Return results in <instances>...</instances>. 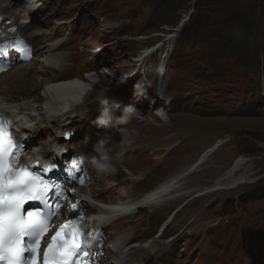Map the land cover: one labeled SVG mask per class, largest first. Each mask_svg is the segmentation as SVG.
Returning a JSON list of instances; mask_svg holds the SVG:
<instances>
[{
  "label": "rangeland",
  "instance_id": "1",
  "mask_svg": "<svg viewBox=\"0 0 264 264\" xmlns=\"http://www.w3.org/2000/svg\"><path fill=\"white\" fill-rule=\"evenodd\" d=\"M74 1L61 5L55 16L45 17L44 22L47 18L52 19L51 26L44 25L42 21L39 23L35 21L36 25L29 28L35 30L41 25L39 28L46 32V36L54 39L56 37L53 29L54 21L57 18L63 20L69 18L61 14L64 9L59 12L60 8L67 9L73 5ZM197 1H199V8L193 6V0H113L111 6L107 5V0H93L90 3L77 0L78 7L73 11V19L81 18L83 24L89 29L85 30L79 44H64L58 47V52L63 51L69 54V63L66 65H72L71 70L75 73L79 72L78 69L85 63L100 66L95 69V72L93 71L98 76V81L101 80L100 84L94 88H98V91L105 89L107 95L114 92L120 109L132 107V105L137 109L134 103L129 105V102L132 99L133 102L136 101L137 97L139 100L143 99L144 104L150 108L149 111L139 108L135 119L128 125L132 132L130 142L125 141L119 146L123 156L115 163V171L120 173L116 175L115 171L109 172L116 176L107 177L106 175L103 177L105 183L116 184L119 181L124 183L138 171H150L162 158L167 159L170 164L168 166L173 168L172 175L169 177L171 178L175 173L188 170L190 164L199 156H206V162L193 168L183 177L177 188L173 187L176 189H172L173 191L168 194L171 200L175 199L169 213L170 215L174 212V218L170 220L168 231L164 236L169 237L178 229L181 231L186 227V223L194 227L188 228L189 234L180 240L181 254L184 252V256L179 261H184L188 255L185 254L186 248L183 247H187L185 245L189 243L192 231L197 225L206 223V226L211 228L212 234H207V241L198 245V257L194 260L196 257L194 254L192 256L194 261L191 264H205V262L208 264L207 259L205 261L203 258L204 253H209L215 264H262L264 263V178L250 186L252 188H249L245 182L232 181L228 186H218L222 187L221 189H210L216 180L232 167L238 157L245 158L247 161L235 173V177H240L244 171L253 176V168H256L257 164L252 165L253 158L249 159V155L255 156L256 160L264 165V34L260 36L258 32V39H256L254 36L256 29H252L249 47L243 48L242 51L232 50L231 43L227 50L220 44V38L225 31L238 39L237 36L242 30L241 5L255 3L256 0H226L224 3ZM259 2L262 3V15L264 0H258L256 3L260 4ZM212 5L216 10L217 19L214 18L215 15L211 17ZM159 11L161 14L166 13L168 23L166 25L170 28L177 25L179 20L189 12L197 13L196 16L193 14L195 21L190 24L192 28L188 29L187 39L190 44L182 54L177 56L179 64L175 61L170 62L171 66H180V69L172 76V85L169 90L173 98L169 109L167 108V113L174 121L171 125H165L155 115L160 103L154 105L155 101L149 96L144 98V90L152 91L154 88L145 87L144 84L132 86L134 81L125 83L133 69V61L137 60L135 56L157 43L160 38L157 29L152 27V24L160 19ZM219 15H222V18ZM261 15L256 16V21L260 20V27H263L264 32V17ZM102 18L126 23L127 27L123 29L125 40L123 43L114 44L117 45L115 52H111V45L104 47V53L108 57L102 60L98 54L88 51L83 53L87 57L78 58L74 62L76 54L82 50V47L85 50L90 48L89 50L92 51L99 44L98 34L89 37L88 33L98 32L95 29ZM227 18L230 21L224 22L223 20ZM208 20L212 26L204 24ZM168 26L163 27L164 32L168 31ZM211 32L217 37L214 38ZM182 40L184 39L179 40V43ZM45 72V70L42 71L43 75L39 79H36L34 75L27 78L26 84L35 82L39 85L33 94L41 91V85L46 80ZM122 82L125 85L120 84ZM23 85L25 84L18 85L17 89ZM137 88L140 90H135ZM24 91L21 97L29 93ZM140 91L143 92L142 95L139 94ZM136 92L138 93L136 98H132ZM128 93L131 100L128 99ZM194 96L197 98L196 101L193 100ZM217 105L218 107H215ZM215 108L220 110H214ZM244 108L246 110L236 112ZM202 109L212 110L200 111ZM119 115H121L120 111L115 112L116 117ZM86 126H90L89 135L96 139L99 134L93 130L90 120ZM81 132L83 133V129ZM44 133L39 140L45 141L47 135ZM178 141L179 143L176 144ZM80 144L85 146L83 143ZM169 146L173 151H169L170 153L163 157L165 149ZM247 189H251V192L249 193ZM207 190L209 191L205 192ZM202 193L207 194L197 197V194ZM247 193L252 195L248 196ZM104 194L115 197L114 200L119 201L123 199L125 192L120 185L116 194L112 190ZM159 202L161 203L162 200ZM218 229L221 238L220 244L217 245ZM153 238L154 236L147 240L150 241ZM226 245L227 248H225ZM178 253L175 254V258L178 257ZM168 254L173 253L169 250ZM199 255H201L200 258Z\"/></svg>",
  "mask_w": 264,
  "mask_h": 264
},
{
  "label": "bare ground",
  "instance_id": "2",
  "mask_svg": "<svg viewBox=\"0 0 264 264\" xmlns=\"http://www.w3.org/2000/svg\"><path fill=\"white\" fill-rule=\"evenodd\" d=\"M10 1L11 0H0V15L2 16L0 20V42H8L7 35H14L16 33L20 34L22 37H24L28 44L32 45L33 56L29 60L16 64L9 70L0 73V113L9 114L12 117L15 127L19 130L20 136L24 139L23 143L32 144L29 152H31L34 148V150L38 152L43 151L45 153L46 159L56 156L57 160L60 159L59 148L61 147L68 146L69 149H77L79 152H82L86 150V147L82 146L79 141H64L62 139L63 133L65 131H69V129L72 128L77 130L82 128L85 129L83 133L87 134L88 131L85 126L87 115L85 114L89 111H92L96 118L100 115L99 106L95 102L96 99H93V97L97 96L100 92L101 94H105L107 91L105 89H99V91L96 92L98 88L94 87H97L101 80L98 81V76H96L95 73L86 72L85 76H83V74H72L65 70V68L68 67L66 66V63L69 62L70 56L63 51L58 52V47L64 45V43L61 44L58 38L52 40L50 36L47 37L46 32L39 28L40 25L39 27L37 26L35 30H32L31 28H33V26L37 23L35 18L25 17L14 20L11 24L5 25V19H10L14 15V13L11 11ZM6 15L7 18H4ZM79 20L81 19H77V21ZM46 25L51 26V20L48 19ZM9 27H15V31L9 29ZM81 29H83V27H81ZM107 31L108 30H105L106 33ZM67 43H69V41H67L66 44ZM154 45H151L150 47L153 48ZM148 49L149 48H146L143 52H141L140 55L137 56V60L135 59V61H133H138L139 66L137 63L136 66L137 68L139 67L140 70L143 63L139 62V57H146L147 62L145 64V71L147 76H149L148 56L152 55V51H150L148 54ZM81 56L87 57L83 54ZM71 61L72 60H70V62ZM57 64L58 66H56ZM68 69L71 68L69 67ZM44 70L46 71L45 73L47 75H44L46 80L41 85V91L38 94H33V91L39 85L35 82L26 84L27 78L30 75H34L36 79H39L43 75L42 71ZM139 70L137 69L138 72ZM166 73L167 70H165L164 75ZM174 75V73H171V76ZM130 76L132 79L136 78V74H129L128 77ZM76 78L81 79L82 82ZM22 83L25 85L17 89V86ZM167 86L168 84L166 82V78L157 73L156 91L144 92V98H147V94L152 93V95L148 96L151 98V100L155 101L154 105L160 103V105H158L159 108H157L155 111V115L159 120L164 122L165 125H171L174 121L167 113L169 107L166 106L164 101H162L164 96L167 94ZM23 89L29 93H25V96L21 97V93L25 92ZM136 96L137 93L132 98H136ZM106 97L109 105L116 106V95L114 92L110 93L109 95L106 93ZM159 100L161 101L159 102ZM81 102L82 104L85 102V104L82 107L77 106V104ZM133 103L138 107L136 110L139 108H145L148 109L147 111H149L150 109L144 104L143 99L139 100V97H137L136 101ZM85 109L88 110V112H84ZM52 127L54 129H52ZM43 132H45L44 135H47L45 141L44 139L39 140ZM90 139L91 140L89 144L92 142L93 138L90 137ZM111 139L119 142L121 137L119 133L112 131ZM45 146L47 147L45 148ZM167 150L173 151L171 149ZM88 153L91 152L89 151ZM206 160L207 158L205 155L199 156L190 164L191 166L188 170H185L181 173H175L171 178H169L172 175L170 174V176L165 179L166 181H161L159 185L153 188L151 191L141 194L142 197L140 196L139 199H141L142 202L149 201L151 203L148 207L150 210H152L151 213H153V211L166 208L167 204L169 203L167 201L171 198L168 196V194L177 188L176 186L180 184L185 175H187L193 168L195 169L199 165H203ZM246 161L247 159L238 157V159L234 161L232 167H230L222 177H219V179L216 180L215 184L212 185L210 189H221L222 187L219 188L218 186H228L232 181L247 183L252 177L251 174H247L244 171L240 177H235V173L241 168V166H243ZM252 162L255 163V160L253 159ZM91 171H95V169H92ZM106 175L107 177L116 176L113 175V173H97V175H93L87 179L77 191L71 194L69 201H72L79 208V219L86 220L87 217H93L95 215L100 216L105 212L109 214L108 217H111L121 214V212L131 210L130 207L124 209L126 203L124 204L122 200L116 201L114 200L115 197H109L104 193L106 191L112 190L116 194L118 187L122 185V187H126V192L128 194L134 196L135 193L133 192L136 191L134 188L140 184V180L132 178L130 180L126 179L124 183L119 181L116 184H108L105 183V180H103V177H106ZM119 178L120 176L117 179L119 180ZM243 178H246V180ZM173 187L176 188L173 189ZM208 191L209 190L205 192ZM101 197L102 200L100 199ZM159 200L164 201L160 203ZM141 201L139 204H142ZM141 207H143V205L138 206V208ZM65 215L66 211L63 209L61 211L59 220H61V218H65ZM130 223V228L123 229L115 227L116 231L121 233L122 242H124L121 248L114 247L110 249L109 247L103 245V251L107 256L105 258L101 256L96 257L97 261L102 262L103 264H153L157 261L160 262L159 260L161 257L166 255L170 257L171 264H191L198 257L199 251H197V249H199V244L195 245L194 249L190 252L192 247L191 245L195 240L190 238L188 241L189 243L185 245L187 247H183L186 248L185 254L188 255L184 261H179L180 258L184 256V252L181 254L182 243L180 240L182 237H185L187 234H189L187 229L193 227L189 223H186V227L181 229V231L178 229L177 232L169 237L164 236L168 231V222L163 229H160L159 232L155 233L154 238L150 241L145 240L141 235L137 236L138 240L128 241L131 238H135L131 232L132 230L135 231L137 229L141 223V220L135 216L134 219L130 221ZM205 226L206 223H201L195 228L202 229ZM194 232L195 230L192 231L191 235L194 234ZM220 238L221 233L218 229V233L216 235L217 245L220 244ZM169 250L173 253L172 255L168 254ZM176 253H178L177 258H175ZM194 254L196 257L194 260H192V256ZM200 256L201 255H199V258ZM107 258L110 259L107 260ZM203 258L205 261L207 259L208 264H215L209 253H204Z\"/></svg>",
  "mask_w": 264,
  "mask_h": 264
},
{
  "label": "snow or ice",
  "instance_id": "3",
  "mask_svg": "<svg viewBox=\"0 0 264 264\" xmlns=\"http://www.w3.org/2000/svg\"><path fill=\"white\" fill-rule=\"evenodd\" d=\"M22 43L17 40L15 44H0V57L7 58L10 50L24 51L20 47ZM11 128V121L0 118V264H38L41 240L49 227L47 214L39 207L35 212H26L23 206L26 201H39L40 205L48 207L49 195L55 192L63 199L67 186H60L57 191V186L42 175L26 168L14 170L10 166V161L22 148ZM50 170L44 169L45 172ZM69 179L76 178L69 176ZM71 208L75 210L77 205ZM83 229V223H72L69 218L51 236L43 253V264H71V258L83 251L79 241ZM83 255L86 256L87 252Z\"/></svg>",
  "mask_w": 264,
  "mask_h": 264
},
{
  "label": "clouds",
  "instance_id": "4",
  "mask_svg": "<svg viewBox=\"0 0 264 264\" xmlns=\"http://www.w3.org/2000/svg\"><path fill=\"white\" fill-rule=\"evenodd\" d=\"M95 102L99 106L100 115L94 123L98 128L105 129V132L98 139L96 145H94L96 155L90 158L91 163L98 173L115 171V163L123 156V153L119 151V146L125 141L130 142L132 132L128 125L135 119L137 110L133 107L120 109L118 105H109L106 99V93L99 95ZM116 111L121 112L119 117L115 116ZM109 129L119 133L121 137L119 142H112L111 132L108 131Z\"/></svg>",
  "mask_w": 264,
  "mask_h": 264
},
{
  "label": "trees",
  "instance_id": "5",
  "mask_svg": "<svg viewBox=\"0 0 264 264\" xmlns=\"http://www.w3.org/2000/svg\"><path fill=\"white\" fill-rule=\"evenodd\" d=\"M204 1H217L219 3H224L226 0H204ZM258 0L255 1V3H247L244 5H241V12H240V17H241V21H242V30H241V34L238 37V39H235L234 35L229 34L227 31H225V33L222 35V37L220 38V44L226 48V50L228 49L230 43L232 44V50H239L242 51L243 48H248L249 47V40L250 39V33L252 31V29H256V33L258 36V32L260 34V36H262V34H264L263 32V27H260V20L256 21V16L259 14L261 15L262 12V3L259 2L260 4L256 3ZM211 4H213L211 2ZM199 1L196 0L195 3V8H199ZM223 9V8H222ZM210 13H211V17L212 15H215V19H217V14H216V10L214 9V6L212 5L211 9H210ZM259 10V11H258ZM227 11L225 10V13ZM159 14H161V11L158 12ZM220 17L222 15H219ZM262 17H264V13H262L261 15ZM160 19H158L157 21H155L152 24V27H154L155 29H160L161 26H164L167 23V19H166V13L161 14ZM222 18V17H221ZM224 22L226 21H230L229 18H227V20H223ZM216 22V21H215ZM224 22L222 24H224ZM208 26H212L210 21L208 20L206 23ZM211 30V29H209ZM212 33V32H211ZM212 36L215 38L217 37L215 35V33H212ZM264 37V36H263ZM242 38V39H241ZM232 40V41H231ZM236 40V41H233ZM239 47V49H238ZM242 48V49H241ZM252 194H249V196H251Z\"/></svg>",
  "mask_w": 264,
  "mask_h": 264
}]
</instances>
